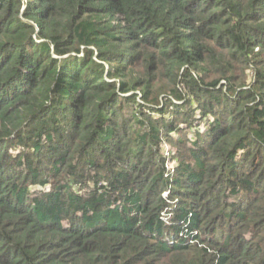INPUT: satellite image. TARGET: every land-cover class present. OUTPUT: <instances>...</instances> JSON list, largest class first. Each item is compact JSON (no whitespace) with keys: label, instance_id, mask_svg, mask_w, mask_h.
I'll use <instances>...</instances> for the list:
<instances>
[{"label":"trees","instance_id":"trees-1","mask_svg":"<svg viewBox=\"0 0 264 264\" xmlns=\"http://www.w3.org/2000/svg\"><path fill=\"white\" fill-rule=\"evenodd\" d=\"M0 264H264V0H0Z\"/></svg>","mask_w":264,"mask_h":264},{"label":"built area","instance_id":"built-area-1","mask_svg":"<svg viewBox=\"0 0 264 264\" xmlns=\"http://www.w3.org/2000/svg\"><path fill=\"white\" fill-rule=\"evenodd\" d=\"M166 155H168V157H167V161H166V165H167V167H172L173 165H174V162L172 161V163L171 162H169L170 161V156H169V152L168 151H166Z\"/></svg>","mask_w":264,"mask_h":264},{"label":"rangeland","instance_id":"rangeland-1","mask_svg":"<svg viewBox=\"0 0 264 264\" xmlns=\"http://www.w3.org/2000/svg\"><path fill=\"white\" fill-rule=\"evenodd\" d=\"M172 160H174V159L170 158V161H169V162L172 163ZM34 188H36V189H41L40 187H34Z\"/></svg>","mask_w":264,"mask_h":264}]
</instances>
